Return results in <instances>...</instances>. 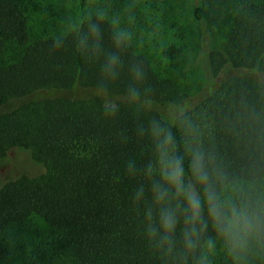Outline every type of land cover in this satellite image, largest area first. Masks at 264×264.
<instances>
[{"label": "trees", "instance_id": "1", "mask_svg": "<svg viewBox=\"0 0 264 264\" xmlns=\"http://www.w3.org/2000/svg\"><path fill=\"white\" fill-rule=\"evenodd\" d=\"M155 1L0 0V158L23 148L44 168L0 187V264H155L123 177V160L137 151L124 101L128 64L143 68L144 87L158 103L187 105L217 121L235 101L264 89V0H161L157 27L148 16ZM32 11L41 22L36 35ZM96 13L106 17V47L113 28L130 35L124 70L107 83L119 105L115 119L105 118L95 95L100 61L79 55L71 36L55 44ZM156 28L160 41L151 35ZM190 55L204 64L206 84L195 95L181 88ZM216 127L221 150L234 156Z\"/></svg>", "mask_w": 264, "mask_h": 264}, {"label": "clouds", "instance_id": "2", "mask_svg": "<svg viewBox=\"0 0 264 264\" xmlns=\"http://www.w3.org/2000/svg\"><path fill=\"white\" fill-rule=\"evenodd\" d=\"M105 19L86 14L55 44L71 36L79 55L100 61L95 95L105 118L115 119L119 105L107 83L124 70L130 35L113 28L106 47ZM126 72L137 151L123 160V177L137 233L155 264H264V89L254 100L235 101L217 121L187 105L158 103L138 64ZM217 123L232 157L221 150Z\"/></svg>", "mask_w": 264, "mask_h": 264}, {"label": "rangeland", "instance_id": "3", "mask_svg": "<svg viewBox=\"0 0 264 264\" xmlns=\"http://www.w3.org/2000/svg\"><path fill=\"white\" fill-rule=\"evenodd\" d=\"M160 1L161 0H158L157 2L155 1L156 4L154 5H148L150 7L148 8L150 24H154L156 27L158 26V15H160V12L156 8L160 6ZM67 7H69V10H72L77 8V4L69 3L67 4ZM40 25L41 22L38 24L36 14L32 11L31 18L29 20L31 32L36 35V33H38L36 31L39 29ZM191 27H193L192 24ZM151 35H159L160 41L161 33L158 28L154 29ZM209 38L213 41L216 37L213 35L212 37L209 36ZM155 55L157 59L162 58L159 51H156ZM188 60L191 63V67L185 68L187 75L181 80V88L186 91L187 94L195 95L197 91L206 84L205 76L203 74L204 64L199 57L198 59H191L190 55V59L188 58ZM43 170V166L31 158L29 151L23 148H13L7 152L5 157L0 158V187L10 181L20 178L21 176H37L41 174Z\"/></svg>", "mask_w": 264, "mask_h": 264}]
</instances>
